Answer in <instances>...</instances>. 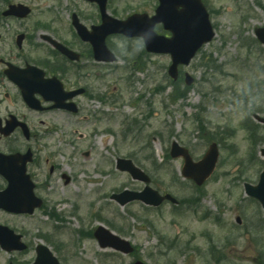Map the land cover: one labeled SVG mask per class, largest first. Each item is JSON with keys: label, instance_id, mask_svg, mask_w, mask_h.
<instances>
[{"label": "rangeland", "instance_id": "obj_1", "mask_svg": "<svg viewBox=\"0 0 264 264\" xmlns=\"http://www.w3.org/2000/svg\"><path fill=\"white\" fill-rule=\"evenodd\" d=\"M10 1H21L32 11L21 24L6 23L0 48H7L13 31L31 32L51 22L60 40H71L74 46L70 14L76 13L87 28L99 22L97 7L84 0ZM204 1L215 35L180 69L195 79L189 89L168 85L170 59L165 55L143 57V71L130 63H113L71 72V84L88 87L91 96L102 91L106 104L79 99L86 114L93 116L82 117L83 111L76 117H54L59 131L44 138L40 156L59 171L49 175V164H42L37 176L44 187L39 194L45 198V210L10 218L11 226L25 233L30 249L23 255L0 250V264L12 258L31 260L39 242L62 264H127L135 259L147 264H257L264 232L250 227L264 214L245 196L243 184H255L264 168L258 154L264 143L258 142L259 134L252 141L240 124L249 114L264 116V46L253 35L255 28L264 26V0ZM154 5V0H111L108 12L120 17L133 10L153 11ZM109 43L113 49V37ZM171 94L178 99L171 100ZM242 111L246 114L241 117ZM226 127L233 129L231 137L223 133ZM258 131L264 135V126ZM215 138L218 164L197 190L180 176L182 161L169 156L171 142L199 159ZM118 157L132 159L151 178L153 189L182 202L180 210L169 203L150 208L131 202L121 207L110 199L113 193L143 188L115 169ZM61 174L71 181L64 185ZM45 179L47 184H42ZM98 224L126 238L135 252L123 255L99 248L92 237Z\"/></svg>", "mask_w": 264, "mask_h": 264}, {"label": "water", "instance_id": "obj_2", "mask_svg": "<svg viewBox=\"0 0 264 264\" xmlns=\"http://www.w3.org/2000/svg\"><path fill=\"white\" fill-rule=\"evenodd\" d=\"M97 4L100 12L101 24L92 26L90 31L86 29L78 20L76 15H72V25L78 37L89 42L93 49L94 59L97 61L112 62L114 57L105 46V38L108 35L120 34L127 37H139L148 29H154L155 25L161 24L163 30L170 33V37L159 35L154 30L153 38L146 43L145 50L153 54H167L170 56L171 63L167 69V74L172 80L178 78V67L187 66L197 51L206 43L210 42L214 36L209 15L200 0H158L159 5L152 17L146 14H133L125 20H118L110 17L106 13V0H86ZM29 9L22 5H10L3 13L5 16L26 17ZM256 39L264 45V27L254 30ZM20 42V38L18 39ZM52 45L70 60H77L78 55L69 51L64 46L51 40ZM193 78L185 73L186 85H191ZM60 99L72 98L80 94L83 90H77L69 94H63L61 85ZM61 106L57 104L56 106ZM75 111L73 105L70 106ZM254 118L264 123V118L254 115ZM261 155L264 156V148L261 149ZM172 158H182L184 163L181 169V175L192 180L197 186H201L213 173L217 159L218 150L216 144H211L203 157L193 162L188 151L179 146L177 142H172L170 149ZM26 158L17 156L7 157L11 160V173L8 172L9 187L0 193V208L11 213L31 214L34 208L41 206V201L34 197L29 177L25 174ZM17 162L21 163L17 166ZM116 168L120 171L128 172L132 179L146 184L140 192L124 191L121 194L113 195L112 198L120 205L131 201H140L148 206L157 207L163 201L167 200L173 204L177 201L169 194L160 195L157 191L148 186L150 180L147 175L131 160L118 159ZM3 174H6L3 170ZM245 194L256 199L264 210V171L261 172L257 185H244ZM100 247H110L120 251L123 254H129L133 251L129 242L117 237L106 228L99 226L95 233ZM20 236L6 227H0V245L6 251L22 250L25 248L21 244ZM37 258L33 264H58L47 247L39 245L36 248ZM131 264H145L141 261H135Z\"/></svg>", "mask_w": 264, "mask_h": 264}, {"label": "flooded vegetation", "instance_id": "obj_3", "mask_svg": "<svg viewBox=\"0 0 264 264\" xmlns=\"http://www.w3.org/2000/svg\"><path fill=\"white\" fill-rule=\"evenodd\" d=\"M109 1L111 0H108L107 10ZM154 1L155 5L152 9L153 11L133 10L132 12H127L117 17L124 19L130 14L139 12L152 16L158 4L157 0ZM18 4L27 5L21 1L11 2L10 0H0V43H2V40L7 34L5 31L7 22L21 24L29 18V16L21 19L3 15V12L9 5ZM208 11L210 10L208 9ZM108 13L112 16H116L115 11ZM112 13H114V15ZM80 22L83 24L81 20ZM53 23L54 22H51L50 25L41 23L39 28L31 32L27 30L13 31L9 38L7 48H0V156H11L16 154L25 156L28 154L29 159L25 164L26 173L34 185L35 195L43 201L42 207L38 210L40 212L45 210V198L39 194V192L44 190V187L40 185L37 178L39 171L42 169V164H49V175L59 171L50 159L45 158L44 161H42L40 156L43 149L41 147H43L44 138L53 136L59 131L55 123L52 122L54 117L60 115L76 117L83 113V111H85V115L82 117L87 118L93 116V112L86 114L87 111L83 109L79 99L86 100L88 104L93 102L102 106L106 104L107 98L102 91L100 94L96 93L94 97H91L89 88L83 86L84 94L72 100L78 110L76 114H71L67 110L54 107L56 101H54V99H59L60 90L59 86L51 80L61 82L63 91L68 93L82 86L81 84H71L72 71L100 69L101 67L105 68L108 64L105 62H95L90 43L81 41L76 37L75 33L74 35L76 38L74 40L76 41H74V46H71V40H60L58 32L51 26ZM69 24L71 36V14L69 16ZM49 28L53 31L44 30ZM156 31L159 34L169 36L167 32L162 30L160 25L156 27ZM47 37L52 40H57L68 49L77 52L79 55L78 63L71 62L65 56L61 55L51 46ZM19 38L22 39L20 43L17 42ZM107 43L108 40H106V44ZM39 46L44 47L45 50H39ZM74 67L78 70H74ZM46 118H51V121H45ZM8 163L7 161L3 163L0 158V165H4L5 171L11 173V165H8ZM17 166H20V163L17 164ZM60 178L64 181V185L71 181L70 176L66 174H61ZM42 184H47V179H45ZM7 188L8 180L5 176L0 174V192ZM12 216L23 215H15L0 209V227L9 228L15 233L20 234L21 240L26 245V248L22 251H3L9 255H23L30 249V246L25 240V233L11 226L10 218ZM0 250H2L1 245ZM13 259L15 258L8 260L6 264H33L36 257L34 255L31 260L25 263ZM59 262L62 264L60 260Z\"/></svg>", "mask_w": 264, "mask_h": 264}, {"label": "clouds", "instance_id": "obj_4", "mask_svg": "<svg viewBox=\"0 0 264 264\" xmlns=\"http://www.w3.org/2000/svg\"><path fill=\"white\" fill-rule=\"evenodd\" d=\"M154 36V29H148L139 37L115 36L113 44L115 47L110 50V54L114 57L113 63L123 65L133 60L145 48L146 43ZM246 112H240L238 115L243 116Z\"/></svg>", "mask_w": 264, "mask_h": 264}, {"label": "trees", "instance_id": "obj_5", "mask_svg": "<svg viewBox=\"0 0 264 264\" xmlns=\"http://www.w3.org/2000/svg\"><path fill=\"white\" fill-rule=\"evenodd\" d=\"M142 54L144 53L143 51L141 52ZM135 63H136V66H137V68L139 69V70H143L144 69V65H142V63L141 62H139V61H135ZM169 84L170 85H173V82H171V81H169ZM176 99H178L177 97H173V100H176ZM242 126L245 128V129H247L249 132H255V128H253V126H252V124L250 123V121L248 120V119H245V120H243V122H242ZM254 134V133H253ZM252 141H254V139L252 138L251 139ZM261 141H264V138L262 137V140ZM257 228H260L261 229V225L259 224V225H257L256 226ZM262 253H264L263 251H259L258 252V258H257V261L259 262V264H264V258H263V254Z\"/></svg>", "mask_w": 264, "mask_h": 264}]
</instances>
